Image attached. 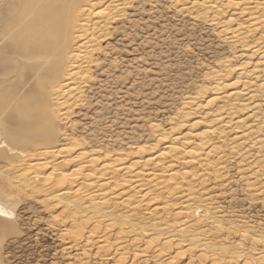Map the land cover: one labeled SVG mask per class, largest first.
Wrapping results in <instances>:
<instances>
[{
  "label": "rangeland",
  "instance_id": "1",
  "mask_svg": "<svg viewBox=\"0 0 264 264\" xmlns=\"http://www.w3.org/2000/svg\"><path fill=\"white\" fill-rule=\"evenodd\" d=\"M258 1L0 0V264H264Z\"/></svg>",
  "mask_w": 264,
  "mask_h": 264
},
{
  "label": "bare ground",
  "instance_id": "2",
  "mask_svg": "<svg viewBox=\"0 0 264 264\" xmlns=\"http://www.w3.org/2000/svg\"><path fill=\"white\" fill-rule=\"evenodd\" d=\"M93 2V1H92ZM116 2V1H115ZM66 3V2H65ZM63 4V2H62V0H26V2L23 4V5H25V9H26V7H28V9H29V7H34V8H36L39 12H38V14L36 13V12H34L37 16H36V18L34 17V20H36V22H38V24L40 25V30H41V34L43 35V36H47L48 35V33H51V30L53 31V35H54V28H55V26H53L52 25V29L50 28V26L49 27H47L49 24V22H52L53 21V19H54V16L52 17L53 19L51 20V19H49V16L47 15V13L49 12L48 10H50V9H48V8H50L51 6L52 7H55V8H59V10H62L63 8H64V4ZM255 4V3H254ZM257 5H264V0L263 1H258L257 3H256ZM70 5V4H69ZM69 5H68V7H67V9H68V11H72V5L69 7ZM91 5V4H90ZM89 6V5H88ZM94 5H92V7H93ZM91 7V8H92ZM255 7V6H254ZM258 7V6H257ZM54 8V9H55ZM24 9V8H23ZM48 9V10H47ZM32 10H35V9H33L32 8ZM46 10H47V13H46ZM89 10H91V9H88V10H86L85 11V9L83 8V10L81 11V9H80V14H82V12H85V13H88L89 14ZM64 11V10H63ZM102 11V10H101ZM104 11H105V9H104ZM116 11V10H115ZM21 12H22V10H21ZM7 13V12H6ZM23 13H26V11H24V12H22V14ZM34 13H33V16H34ZM51 13V12H50ZM57 13H59L58 12V10H57ZM63 13V12H62ZM100 13H102V12H98V14H100ZM104 13V12H103ZM52 14H55V12L54 13H52ZM61 14V13H60ZM79 14V13H78ZM94 15H95V13H93ZM24 15V17H27V16H25V14H23ZM56 15V14H55ZM65 15V14H64ZM62 16H63V14H62ZM62 16H60V17H58L57 15L55 16V17H57V18H59V20H63L64 19V17H63V19H62ZM97 17H100V15L99 16H97ZM96 17V18H97ZM102 17V16H101ZM107 18V17H106ZM34 20H33V18L31 19L30 18V20L29 21H33V23H34ZM51 20V21H50ZM58 19H56V21H57ZM57 21L58 23L59 22H63V21ZM66 20V19H65ZM83 20V19H82ZM28 21V22H29ZM56 21H54L53 23L54 24H56L55 22ZM70 21V20H69ZM26 23V22H25ZM24 23V24H25ZM29 23H32V22H29ZM33 23H32V25H33ZM57 23V24H58ZM47 26H46V25ZM95 24V23H94ZM255 24V23H254ZM258 23H256V25H257ZM260 24V23H259ZM31 25V24H30ZM41 25L43 26V25H45L46 26V29L48 28H50L49 30H50V32H47V30L44 28V31L46 32V34L44 35L43 34V32L44 31H42V28H41ZM51 25V24H50ZM69 25V24H68ZM261 25V24H260ZM36 26V27H35ZM44 26V27H45ZM58 26H59V24H58ZM58 26H57V28H58ZM79 26V25H78ZM22 27H23V25H22ZM24 27H27V28H25L24 29ZM24 27H23V30H25V32H27L28 30H29V25L27 26V24H25L24 25ZM31 27V26H30ZM33 27H35L34 29H36L37 28V25L34 23V25H33ZM60 27V26H59ZM82 29H83V27H81ZM85 28V27H84ZM101 28V27H100ZM21 30H22V28H20ZM20 29H18L17 31L19 32L18 33V36L21 34V31H20ZM31 29V28H30ZM78 29H79V27H78ZM32 30V29H31ZM59 31V29H55V31ZM86 30V29H85ZM35 31V30H34ZM25 32H23V35L24 34H26ZM37 32V31H36ZM44 32V33H45ZM15 33V32H14ZM55 33H57V32H55ZM62 33V32H61ZM83 33V32H82ZM85 33V32H84ZM84 33H83V35H84ZM87 33V32H86ZM51 34V35H52ZM59 34V33H58ZM17 35V34H16ZM15 35V36H16ZM22 35V34H21ZM20 35V36H21ZM28 35H29V33H28ZM31 36V35H30ZM54 36H56V34L54 35ZM53 36V37H54ZM61 36V35H60ZM85 36V35H84ZM24 37V36H23ZM22 37V38H23ZM28 38H29V36H27ZM35 37V36H34ZM41 37V36H40ZM47 37H50V34H49V36H47ZM46 37V38H47ZM57 37H59V36H56V38L54 39V40H57L58 38ZM26 38V37H25ZM36 38V37H35ZM29 39H31V38H29ZM49 39V38H48ZM48 39L46 40V43L48 42ZM50 39H51V37H50ZM49 39V40H50ZM21 40H24V39H21ZM33 39H31L30 41H32ZM44 40V39H43ZM44 40V41H45ZM52 40V39H51ZM50 40V41H51ZM54 40H52V41H54ZM27 41V40H26ZM29 41V40H28ZM28 41H27V44H29L28 43ZM29 41V42H30ZM25 42V41H24ZM37 42V41H36ZM22 43V42H21ZM32 43V42H31ZM46 43H45V45H46ZM53 43V42H52ZM51 43V44H52ZM51 44L49 43V46H51ZM59 44V43H58ZM34 45V44H33ZM55 45V44H54ZM23 46V45H22ZM49 46H46V47H48L49 48ZM25 47V46H24ZM28 47V46H27ZM42 47H43V45H42ZM45 47V48H46ZM80 47H82V46H80ZM85 47V46H84ZM44 48V47H43ZM43 49L44 51H46L47 49ZM60 49V48H59ZM58 49V50H59ZM87 49V48H86ZM8 50V49H7ZM83 50H84V48H83ZM260 49H258V50H255V52H257V53H259L258 51H259ZM49 52H50V50H49ZM264 52V51H263ZM45 54L47 53V52H44ZM81 53V52H80ZM86 53L87 54H90L89 53V49H88V51H86ZM254 53V52H253ZM49 54L50 53H48L47 55L49 56ZM254 54H256V53H254ZM41 55V54H40ZM46 56V55H45ZM51 56V55H50ZM59 56V55H58ZM85 56H87L86 54H85ZM78 57V56H77ZM83 57H84V54H83ZM264 57V56H263ZM262 57V58H263ZM40 58V57H39ZM261 58V57H260ZM42 59V58H41ZM60 59V58H59ZM80 59V58H79ZM87 59V58H86ZM78 60V59H77ZM83 60V59H82ZM79 61V60H78ZM262 61H263V59H262ZM261 61V62H262ZM71 62H73V64H75V63H78V62H76V58H72V60H71ZM82 62V61H81ZM80 62V63H81ZM261 62H259L260 64H261ZM79 63V64H80ZM83 63V62H82ZM57 64V63H56ZM72 65V64H71ZM78 65V64H77ZM81 65V64H80ZM82 66V65H81ZM44 67V66H43ZM74 67V66H73ZM76 67H78V66H76ZM79 69H80V66L78 67ZM78 69V70H79ZM81 71V70H80ZM44 72V71H43ZM252 72V71H251ZM254 73L256 72L257 73V71H253ZM78 73V72H77ZM77 73H74V74H72L69 78H68V80L71 82V85L72 84H74L73 86L74 87H71L70 88V90H68L67 88H60V87H58L56 90H57V93L58 92H62L64 89H67L68 91H76V90H79V87H78V85H77V78H76V76L78 75ZM83 73V72H82ZM46 74H47V72H46ZM80 74V73H79ZM243 74H245V73H243ZM70 75V74H69ZM242 74H241V72H240V76H241ZM238 76H239V74H238ZM243 76V75H242ZM78 77V76H77ZM240 78V77H239ZM69 82V83H70ZM251 82V81H250ZM249 82V83H250ZM217 83V82H216ZM244 83V82H243ZM247 83V82H246ZM246 83H245V85H246ZM41 84H43V83H41ZM79 84V83H78ZM38 85H40L39 83H38ZM216 85V84H215ZM219 87H220V84L218 83L217 84ZM222 85V84H221ZM248 85V84H247ZM246 85V86H247ZM255 85V84H254ZM80 86V85H79ZM218 86L216 87V88H218ZM243 86V85H242ZM249 86V85H248ZM256 88L257 89H260V91L262 90H264V82H261L259 85H257L256 86ZM66 90V91H67ZM242 90H245L246 91V89H242ZM244 92V91H243ZM70 93V92H69ZM241 94H240V91L238 90V91H236V90H234L232 93L230 92V93H228L227 95H225V96H223V97H225V98H228V99H233V100H231V101H234V98H237L238 96H240ZM250 97L248 96V98L247 99H249ZM247 99H245L246 101H247ZM214 100V99H213ZM213 100L211 101V102H213ZM231 105V104H230ZM235 105V104H234ZM35 119H37V118H35ZM37 122V121H36ZM240 122V121H239ZM163 153H165V152H163ZM45 155V154H44ZM162 155V154H161ZM31 157V156H30ZM30 159V158H29ZM35 160V159H34ZM40 160V159H39ZM38 163V162H37ZM44 164V163H43ZM41 165V164H40ZM47 165H48V163H47ZM37 166L36 165H34V162L33 163H31L27 168H26V173H30L32 170H37V169H35ZM40 167V166H39ZM42 167V166H41ZM54 170H55V168H53ZM34 174H35V172H33ZM37 173V172H36ZM33 174V175H34ZM71 174V173H70ZM32 174H30V176H31ZM39 175V174H38ZM60 175V174H59ZM31 177H33L34 179L35 178H37V176H31ZM138 177H139V175H138ZM141 177V176H140ZM27 178H28V176H27ZM30 178V177H29ZM71 178V175H68L67 173H62L61 175H60V178H59V183L60 184H64V183H66V182H70V179ZM26 182H28L29 183V181L28 180H26ZM57 182V183H58ZM130 182V181H129ZM35 183V182H34ZM30 184H32V183H30ZM29 185V184H28ZM33 185V184H32ZM31 186V185H30ZM141 188V187H140ZM54 196V198H57L59 195H57V194H55V195H53ZM52 196V197H53ZM59 198V197H58ZM64 200H65V197H64ZM78 201H79V199H78ZM77 201V202H78ZM77 202H67V207H69V208H71V206L73 205V204H75L76 205V207L78 208V209H81L80 207H78L77 205H79ZM82 206V205H81ZM75 207V206H74ZM82 213L84 212L82 209L80 210ZM81 212H79V213H81ZM105 211H103V212H101L100 211V213L98 214V218H99V220L100 221H104V222H109V223H111L112 225H113V223H115V225L116 224H122V225H125V224H128V222H122V220H119L120 218H112L111 216H108L107 214H105L104 213ZM4 212H3V210H2V208L0 207V217H2V214H3ZM76 214V213H75ZM78 214V213H77ZM71 215H73V214H71ZM211 217V216H210ZM124 221V220H123ZM129 225H130V223H129ZM133 228L135 227V226H132ZM124 228V227H123ZM138 229V228H137ZM136 229V230H137ZM192 229V228H191ZM133 230H135V229H133ZM155 230L157 231V233H156V235H158V236H166L167 235V237L169 238V239H173V238H175V237H179V234H174L175 232L170 228V227H168V228H159V229H156L155 228ZM179 230H182V229H179ZM187 230V229H186ZM186 230H182L183 231V233L181 234V238H186L187 236H188V234H187V231ZM144 231V230H143ZM145 232H147V231H144V233ZM177 232H179V231H177ZM181 233V232H180ZM143 234V233H142ZM146 234V233H145ZM194 237V236H193ZM157 238V237H156ZM261 238V237H260ZM157 239H159V238H157ZM186 239H188V238H186ZM156 241V240H155ZM182 241V240H181ZM195 241V240H194ZM196 243V242H195ZM202 246H207L206 244H202ZM227 253V252H226ZM262 259V258H261ZM263 260V262H264V259H262ZM261 261V260H260Z\"/></svg>",
  "mask_w": 264,
  "mask_h": 264
}]
</instances>
